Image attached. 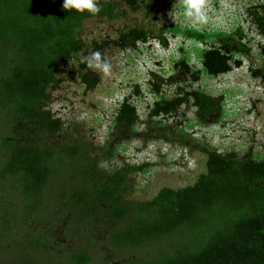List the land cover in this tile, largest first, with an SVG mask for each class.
Here are the masks:
<instances>
[{
	"label": "trees",
	"instance_id": "16d2710c",
	"mask_svg": "<svg viewBox=\"0 0 264 264\" xmlns=\"http://www.w3.org/2000/svg\"><path fill=\"white\" fill-rule=\"evenodd\" d=\"M124 1L132 8L145 7L150 14L158 0ZM98 4L101 11L92 15L63 9V0H0V125L10 130L20 126L24 134L34 136L54 137L63 129L61 118L45 103L60 82L63 62L84 51L79 33L84 22L119 17L118 2L98 0ZM250 13L264 35V16L256 10ZM147 38L148 31L135 26L114 43L126 48ZM230 60L231 55L219 48L203 53L206 71L212 75L228 72ZM182 65L190 71L185 62ZM81 66L87 68L83 81L94 87L97 74L85 60ZM252 71L264 79V67ZM191 95L202 119L220 111L222 96L199 91ZM184 100L162 99L152 113L172 112ZM136 120V106L125 98L117 126L129 128ZM79 151L76 143L65 144L60 151L37 141H19L11 132L0 135V179L11 181L19 192L17 209L0 207V264H94L93 249L81 245L58 254L51 248L50 236L35 233L34 227L29 231L25 222L33 226L29 220L43 211L47 189L64 160L79 175V183L67 196L73 232L81 234L98 216L116 223L130 219L109 234L108 244L117 255L115 262L104 264H264V158L256 159L250 152L239 158L205 149L206 171L194 184L164 187L152 199L138 201L125 197L128 174L138 167L95 186L91 158L82 159ZM134 249L140 250V256L128 255Z\"/></svg>",
	"mask_w": 264,
	"mask_h": 264
},
{
	"label": "rangeland",
	"instance_id": "374dc122",
	"mask_svg": "<svg viewBox=\"0 0 264 264\" xmlns=\"http://www.w3.org/2000/svg\"><path fill=\"white\" fill-rule=\"evenodd\" d=\"M114 1L120 6L119 17L84 22L79 30L84 51L63 62L60 82L50 90L45 108L61 118L63 129L54 137L34 136L24 134L20 126L10 130L0 125V135L11 132L19 141H37L60 151L65 144H78L82 159L91 158L95 186L138 167L128 174L130 188L125 193L126 199L138 201L152 199L164 187L194 184L206 171L205 149L239 158L250 152L256 159L264 158V79L252 71L264 67V35L250 13L256 10L264 16V0H210L206 22L196 26L185 21L180 0H158L150 14L143 6L137 9L124 0ZM172 10L176 23L168 15ZM135 26L148 31L146 41L136 40L126 48L114 43ZM210 48L231 55L228 72L206 71L203 53ZM96 51L101 53V63L110 65V73L90 68L98 76L90 88L83 81L87 68L81 62ZM193 91L222 96L220 111L202 119ZM176 97L186 99L176 110L152 113L157 102ZM125 98L136 106L137 120L129 128H120L117 115ZM63 162L47 189L43 211L29 220L34 225L25 220L29 231L34 227L35 233L50 236L51 248L58 254L85 245L96 253L94 264L115 262L109 234L130 219L116 223L98 216L81 234L73 232L67 196L79 183V175L69 161ZM18 194L11 181L0 179V207L17 209ZM128 255L136 258L140 250H130Z\"/></svg>",
	"mask_w": 264,
	"mask_h": 264
},
{
	"label": "clouds",
	"instance_id": "9594fccd",
	"mask_svg": "<svg viewBox=\"0 0 264 264\" xmlns=\"http://www.w3.org/2000/svg\"><path fill=\"white\" fill-rule=\"evenodd\" d=\"M180 2L183 4V17L185 21L189 22L192 26L206 22L210 0H180ZM62 7L67 11L75 9L77 12L84 13L87 11L92 15H96L101 11L98 0H63ZM174 10L170 11L168 15L176 23L177 17L174 14ZM86 62L89 68H102L105 74L110 73V65L107 62L101 63V53L99 51L91 53L86 58Z\"/></svg>",
	"mask_w": 264,
	"mask_h": 264
}]
</instances>
